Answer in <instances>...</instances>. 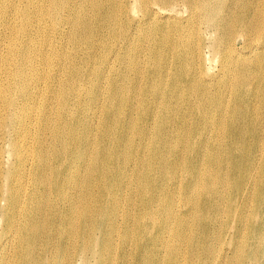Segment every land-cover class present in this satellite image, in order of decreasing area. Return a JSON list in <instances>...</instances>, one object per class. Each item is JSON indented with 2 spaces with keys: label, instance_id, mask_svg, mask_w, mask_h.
<instances>
[{
  "label": "bare ground",
  "instance_id": "bare-ground-1",
  "mask_svg": "<svg viewBox=\"0 0 264 264\" xmlns=\"http://www.w3.org/2000/svg\"><path fill=\"white\" fill-rule=\"evenodd\" d=\"M260 83L264 0H0V264H264V168L258 177L252 156L241 167L220 137L261 146L262 117L251 107L263 99ZM91 119L100 120L99 130L90 123L92 131L80 134ZM173 127L223 145L228 155L203 170L202 152L192 148L187 161L196 171L176 181L186 195L179 218L163 208L159 192L176 161L160 182L151 175L166 171L156 144L166 145ZM254 183L246 227L258 232L244 242L216 238L227 224L212 226L208 214L220 210L225 189L232 193L223 211L234 216L249 205ZM128 198L141 210L139 227L164 233L174 224L189 228L194 218L192 233L163 238L158 248L151 238L102 234L103 214L118 226L121 200L133 209ZM232 229L236 236L241 226Z\"/></svg>",
  "mask_w": 264,
  "mask_h": 264
},
{
  "label": "rangeland",
  "instance_id": "rangeland-1",
  "mask_svg": "<svg viewBox=\"0 0 264 264\" xmlns=\"http://www.w3.org/2000/svg\"><path fill=\"white\" fill-rule=\"evenodd\" d=\"M133 46L134 45L129 47V49L126 51V55L131 54ZM139 60L141 62L140 64L141 70H144L146 68V64L143 61L142 53L140 55ZM126 67H127L128 74L131 77H133L134 76L133 64L132 63L130 64L129 70H128V65ZM212 67L214 68L213 65ZM139 79H140L141 84L145 85L144 81L140 77ZM220 79H221V82L225 81V78H220ZM259 85H260L259 93L263 95V99L258 100L256 103H252L251 107L253 110L256 111V113H259L261 115L263 129H264V84L260 83ZM85 95L86 94H84V96ZM225 96L226 95H222L221 97H223L224 99ZM46 97H42V99L39 100L40 107L47 105ZM233 98H234V94L232 93L231 101L233 100ZM55 115H56V108L55 109L53 108L51 110V116L54 117ZM133 116L137 117V119L140 120L142 114L140 111L138 112L134 111ZM219 116H221V113L216 114V118H218ZM246 116H250V113H247ZM224 118L225 120L223 121V125L227 128L231 124L230 116L228 112L224 113ZM90 123L95 124L92 127L93 130L95 131L99 130L100 123H101L100 120L91 119V120L84 121L79 126L78 128L79 133L81 134V133L91 132L92 129H90ZM25 126H26L25 128L29 129V122H25ZM210 133L211 134L209 136H212L213 132L210 131ZM260 135L263 138V142L261 146H258V145L255 146L251 144L252 140L249 137H233V136H228L225 133L220 134V137L225 139V143L223 145H229V147H233L235 153L233 152V154H229V155L236 156V158L242 163L241 167H244L245 162H248L250 156L253 157L252 164L254 163L255 165L258 164V168H259L258 177H259L261 169L264 168L263 131H260ZM165 136H168V143L166 145H163V139H162L156 144V147L160 148L162 155L165 157L164 158V169L166 171L165 172L152 171L151 175L155 181L160 182L164 178L166 173L170 171L169 165L173 161H176L172 180H169V179L163 180V182L159 186V192L162 194V197H163V208L166 211L171 210L173 212H176L177 214L175 215V218H179L182 215L184 196L186 198V195L179 188L176 181L179 177H184L186 175L187 173L186 169L192 172L196 171L195 165L187 161L190 158V152L192 148L193 147L200 148L202 152V155H201L202 166L201 167L203 170H209L211 167V164L224 163L225 158L228 155H224L220 151V148L223 145H216L213 143L203 144L199 139H194L192 134L189 135L187 132V128L185 127L182 130H178L177 127L170 128L166 132ZM136 148H137V138L134 139V144H133V149L135 150ZM172 148L173 150H171ZM236 148L238 149V151L236 150ZM208 156H210L211 158L210 162H208L209 160ZM0 167H2L1 164H0ZM132 167H133V163L129 164L128 169L131 170ZM230 170L231 168L228 166V171ZM134 175L136 176L137 174L134 173ZM126 178H129V175H127ZM229 180L231 181L232 178L230 177ZM171 187H172L173 193H171L170 191L165 192V190ZM219 187H221L220 184H219ZM131 188H132V185L124 188L121 191V193L117 195V199H119L120 197L124 198L126 196H129L132 191ZM150 192L154 196L159 195L158 190H156L155 188H150ZM202 192H203V188H202ZM224 193H225V197L222 201V207L220 208V210L210 212L208 214L212 226L218 227L222 223L227 224L225 230L217 234L216 238H238L237 239L238 241L244 242L245 241L244 238H248L249 236H254L258 232V229L248 226L250 228V232L247 233L248 228L246 227L247 222L253 215V211H254L253 201L257 198V184L256 183L253 184L249 205L240 210L235 211L234 216L233 215L227 216L226 212L223 211V208L224 209L229 208L228 203H229L230 195L232 193V189L227 187ZM129 198L127 199L128 203H129ZM234 198L236 200V203H238L240 198L238 197V194L236 192H235ZM108 201H110V199H108ZM121 206L123 207V210L116 217L117 220L119 221L118 226L111 225L109 223L110 217L103 214L102 220L107 223V228L106 230H103L102 234L103 233L104 235L111 234L113 238H151L154 247L158 248L163 238H185V236H188L192 233L190 230V227H192L193 225L194 218L188 219V223L190 225L189 228L187 226L185 227L184 225L174 224L173 226L169 228L168 231L161 233L158 230L157 225H152V226L149 225L147 229H144L138 226L137 220L134 219V214L136 216L139 215L141 210H135L136 205L135 206L131 205L133 209H128L127 206H125L124 199H122ZM123 214H124V217H123ZM244 218L245 220L243 221ZM140 220L142 222L149 221L147 215H140ZM235 224L241 226L240 233L237 234L236 236L234 235L233 229H232V226ZM117 230H118L119 235L116 232ZM95 232L96 234H99V233L101 234V232L98 229H96ZM263 235H264V231H263ZM158 236H161L162 238ZM198 237L201 238L200 232H198ZM260 243H261V252L258 256L259 258H261L264 253V238H260Z\"/></svg>",
  "mask_w": 264,
  "mask_h": 264
}]
</instances>
